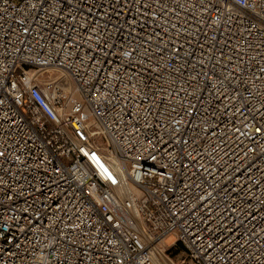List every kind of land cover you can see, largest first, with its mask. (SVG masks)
<instances>
[{"label": "built area", "instance_id": "obj_1", "mask_svg": "<svg viewBox=\"0 0 264 264\" xmlns=\"http://www.w3.org/2000/svg\"><path fill=\"white\" fill-rule=\"evenodd\" d=\"M169 237L264 264V0H0V264Z\"/></svg>", "mask_w": 264, "mask_h": 264}, {"label": "rangeland", "instance_id": "obj_2", "mask_svg": "<svg viewBox=\"0 0 264 264\" xmlns=\"http://www.w3.org/2000/svg\"><path fill=\"white\" fill-rule=\"evenodd\" d=\"M45 77H59L61 73L58 71H48L45 74ZM174 238L169 237L166 239V244L170 246L167 251V258L165 259L166 263H162L160 256L158 257V264H191L189 258L187 257L185 248L181 244H173ZM162 258V257H161ZM164 259V258H163Z\"/></svg>", "mask_w": 264, "mask_h": 264}, {"label": "bare ground", "instance_id": "obj_3", "mask_svg": "<svg viewBox=\"0 0 264 264\" xmlns=\"http://www.w3.org/2000/svg\"><path fill=\"white\" fill-rule=\"evenodd\" d=\"M159 257V256H158ZM162 257V258H161ZM164 258V259H163ZM165 257L164 256H162V255H160V260H161V262L162 263H166V261H165ZM157 262H159V259L157 260Z\"/></svg>", "mask_w": 264, "mask_h": 264}]
</instances>
